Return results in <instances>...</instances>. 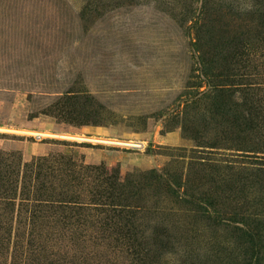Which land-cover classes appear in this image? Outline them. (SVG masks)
<instances>
[{"label":"rangeland","instance_id":"374dc122","mask_svg":"<svg viewBox=\"0 0 264 264\" xmlns=\"http://www.w3.org/2000/svg\"><path fill=\"white\" fill-rule=\"evenodd\" d=\"M1 175L13 241L264 264V0H0Z\"/></svg>","mask_w":264,"mask_h":264},{"label":"trees","instance_id":"16d2710c","mask_svg":"<svg viewBox=\"0 0 264 264\" xmlns=\"http://www.w3.org/2000/svg\"><path fill=\"white\" fill-rule=\"evenodd\" d=\"M217 85V83H216ZM219 86L215 87V92L225 91V83H218ZM34 163L31 164V166ZM40 166V165H39ZM38 176H35V179H38ZM16 182L14 178L9 176L1 175L0 176V190L4 192L7 190H13L16 188ZM37 197V196H36ZM35 197V198H36ZM37 199V198H36ZM97 202V201H95ZM116 210V209H113ZM102 226H94V229H98ZM125 226H119L112 223L106 229H114L121 231ZM18 229V228H17ZM37 233H34V232ZM18 235L25 234V230L15 231V237ZM13 237V227L11 226H2L0 225V264H69L70 260L74 262L77 261L81 264V261L85 262L84 256L75 255L71 256H60L56 253H49L45 250L44 242H41L39 239L37 229L30 228L28 231V239L17 237V240L12 239ZM119 247L123 248L126 252L134 251V248L140 243L131 242L129 240H124L120 242ZM136 245V246H135ZM45 252L47 255H45ZM70 259V260H69Z\"/></svg>","mask_w":264,"mask_h":264},{"label":"bare ground","instance_id":"6f19581e","mask_svg":"<svg viewBox=\"0 0 264 264\" xmlns=\"http://www.w3.org/2000/svg\"><path fill=\"white\" fill-rule=\"evenodd\" d=\"M33 133V132H32ZM34 133H36V132H34ZM45 133V132H44ZM64 135V134H63ZM42 136V135H41ZM109 141V140H108ZM110 141H112V142H119V140L118 141H114V140H110Z\"/></svg>","mask_w":264,"mask_h":264}]
</instances>
